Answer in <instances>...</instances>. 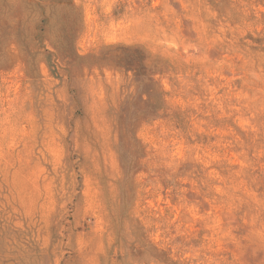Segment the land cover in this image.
<instances>
[{"label": "rangeland", "instance_id": "374dc122", "mask_svg": "<svg viewBox=\"0 0 264 264\" xmlns=\"http://www.w3.org/2000/svg\"><path fill=\"white\" fill-rule=\"evenodd\" d=\"M0 264H264V0H0Z\"/></svg>", "mask_w": 264, "mask_h": 264}]
</instances>
